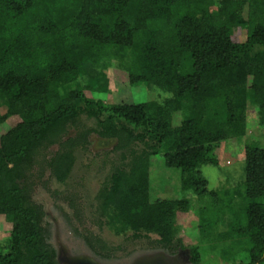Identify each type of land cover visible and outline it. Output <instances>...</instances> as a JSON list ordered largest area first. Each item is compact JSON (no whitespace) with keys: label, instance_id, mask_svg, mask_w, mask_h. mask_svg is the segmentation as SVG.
<instances>
[{"label":"trees","instance_id":"trees-1","mask_svg":"<svg viewBox=\"0 0 264 264\" xmlns=\"http://www.w3.org/2000/svg\"><path fill=\"white\" fill-rule=\"evenodd\" d=\"M107 70L122 86L166 96L114 104L92 97L108 94ZM249 103L264 126V0H0V125L18 119L0 134V215L9 223L0 264H60L31 169L56 143L47 164L63 182L92 132L115 138L120 154L95 198L104 224L117 234H155L199 264L197 246L177 236L188 198L150 199L152 158L179 171L182 191L214 198L202 168L219 165L224 141L245 136ZM83 116L94 127H81ZM242 184L245 203L228 232L248 259L239 264H264V147L244 146Z\"/></svg>","mask_w":264,"mask_h":264},{"label":"rangeland","instance_id":"rangeland-1","mask_svg":"<svg viewBox=\"0 0 264 264\" xmlns=\"http://www.w3.org/2000/svg\"><path fill=\"white\" fill-rule=\"evenodd\" d=\"M117 65L111 62L110 68H118ZM107 74L108 94L90 90L89 95L113 104L162 100L166 96L158 90L149 91L143 85L132 88L122 86L112 71L107 70ZM0 112H4L3 107H0ZM246 115L245 136L224 141L221 150L215 151L219 165L202 168L209 190L216 192L214 198L182 191L179 171L166 167L161 158H152L150 199L188 198L187 212L177 214V236L182 238L184 244L197 246L199 264H239L248 261L247 257H242L245 252L238 239H233L228 232L229 223L233 222L232 218L241 212L245 203L242 184L244 146L255 144L264 147V126L259 125L256 110L250 103ZM179 119V114L175 113L173 125H177ZM17 121V117L6 119L0 125V134ZM80 123L81 127H94L93 120L84 116L80 118ZM74 134L75 129H71L63 138ZM116 142L115 138L90 133L87 144L75 149L72 169L63 182L53 177L47 164L58 149L56 143L41 150L39 162L34 163L31 169L33 199L43 206V226L48 241L56 250L57 261L69 264L72 260L89 259L96 264H140L159 260L165 264H188L190 253L187 248L169 250L156 242L155 234L140 237L130 232L117 234L95 212L96 194L120 160V154L114 150ZM213 202L217 209H214ZM210 209L215 211V218H212L215 221L206 230H201L199 224L203 217L204 220L211 218ZM8 231L9 223L0 215V244L6 240Z\"/></svg>","mask_w":264,"mask_h":264},{"label":"water","instance_id":"water-1","mask_svg":"<svg viewBox=\"0 0 264 264\" xmlns=\"http://www.w3.org/2000/svg\"><path fill=\"white\" fill-rule=\"evenodd\" d=\"M69 264H96V263L93 262L92 260H89V259H85V260L84 259H80V260H74V261L72 260ZM140 264H165V263H163V262H161L159 260H154V261L140 263Z\"/></svg>","mask_w":264,"mask_h":264}]
</instances>
